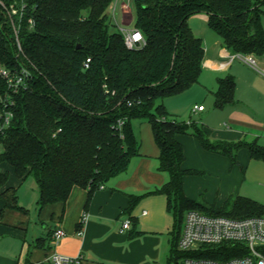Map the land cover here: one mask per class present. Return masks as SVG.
<instances>
[{"label": "trees", "instance_id": "1", "mask_svg": "<svg viewBox=\"0 0 264 264\" xmlns=\"http://www.w3.org/2000/svg\"><path fill=\"white\" fill-rule=\"evenodd\" d=\"M114 1L0 0V63L36 66L31 87L15 98L14 118L2 139L0 166H12L22 181L34 177L39 210L66 203L75 187L87 190L88 207L95 191L127 171L139 154L132 120L147 119L160 148L158 168L169 175L154 191L166 197L167 209L175 218L169 264H180L187 256L241 255L229 243L206 246L198 253L178 251L187 211L245 218L264 214V204L237 196L222 208L207 209L189 198L184 178L196 171L183 168L185 150L177 136L193 134L205 150L226 155L233 164L242 148L264 161V146L256 141L213 140L201 129L191 132L193 123L170 117L161 102L189 89L202 73L204 43L189 24L192 15L207 13L210 28L232 52L263 57L264 0H131L136 8L134 28L145 37V43L135 48L127 47L119 29L112 30L115 24L109 10ZM12 5L17 14L12 13ZM9 14L20 25L23 54ZM235 89L232 76L220 78L215 106L234 103ZM9 178V171L0 169L4 204L0 218L6 209L25 211L18 189L7 186ZM142 198L134 196L130 209Z\"/></svg>", "mask_w": 264, "mask_h": 264}, {"label": "crops", "instance_id": "2", "mask_svg": "<svg viewBox=\"0 0 264 264\" xmlns=\"http://www.w3.org/2000/svg\"><path fill=\"white\" fill-rule=\"evenodd\" d=\"M110 9L114 11L113 16L121 15V24L132 21L127 1L115 0ZM209 19L207 13H197L189 18V24L192 30L200 27L205 33L210 29ZM115 28L124 27L118 23ZM195 35L203 39L201 35ZM215 46L217 52L213 54L204 46L203 73L194 84L199 87L192 88H197L196 93L201 92L215 106L214 93L218 89L219 79L232 76L236 81L235 102L222 108L215 106L222 115L217 127L205 123L199 126L191 121L193 126L190 131L202 127L213 140L256 141L264 146V56L259 57L261 67L257 69L242 60L238 56L240 53L227 49L221 37ZM197 105V100L191 104L190 108L195 107L193 112L206 111V107L196 109ZM145 123V131L139 141V154L131 159L127 171L114 176L95 191L88 207L87 190L75 187L66 203L46 205L34 219L25 213H9L11 209H6L0 218V264H38L49 261L54 253L70 257L82 254L83 264H164L165 260L169 264L172 243L169 235L164 233L169 227L167 199L162 194L154 193L168 181L169 175L158 168L160 148L152 125ZM177 139L185 150L183 168L196 171L184 178V191L189 198L210 209L213 204L200 197L207 190L217 189L216 185H222L225 180V187L231 185L233 194L228 195L223 206L237 196L250 195L247 197L259 199L248 189H252L250 184L264 188V181L254 182L257 180L254 168L257 166V172L264 171L263 160L257 159L261 163H254L258 161L251 157L246 148H242L237 153V162L233 164L228 156L205 150L193 134H180ZM258 164H262V170ZM4 165L6 163L0 167ZM262 175L264 177L263 172ZM246 177L251 180L247 186ZM7 186L14 185L7 183ZM136 195L143 198L130 209L131 200ZM3 205L0 199V211ZM84 214L86 219L82 220ZM128 217L133 224L130 229L121 232L122 223ZM37 219H40L42 227ZM79 223H82L80 227ZM56 228H62L67 233L59 241L53 237ZM9 236L12 241L6 239ZM164 241L168 247H162Z\"/></svg>", "mask_w": 264, "mask_h": 264}, {"label": "built area", "instance_id": "3", "mask_svg": "<svg viewBox=\"0 0 264 264\" xmlns=\"http://www.w3.org/2000/svg\"><path fill=\"white\" fill-rule=\"evenodd\" d=\"M11 8L13 14L18 13V9L14 5ZM13 14L9 15L19 52L23 54L19 38L20 25ZM20 16L22 18L23 13ZM29 21L34 24L33 19ZM119 30L124 35L127 47L135 48L145 43V37L138 28L130 30L120 28ZM238 56L251 66L255 67L257 65L252 54H239ZM90 61L91 59L88 58L86 66ZM35 70L36 66L31 62H23L12 67L0 63V152L3 151L2 139L14 118L15 98L21 91L31 87ZM196 109L203 110L204 106H196ZM85 219L86 214L83 217V220ZM132 224V219L126 218L120 231H127ZM79 233L81 234L82 231L80 230ZM66 235V231L62 228H56L53 232L56 241L63 239ZM223 243H229L239 249L242 254L228 259L187 256L180 260V264H264V214L245 218H232L224 215H210L199 210L186 212L182 235L179 240V247L182 251L198 253L201 250L204 251L207 248L206 246ZM49 261L51 264H83V255L70 257L54 253Z\"/></svg>", "mask_w": 264, "mask_h": 264}, {"label": "rangeland", "instance_id": "4", "mask_svg": "<svg viewBox=\"0 0 264 264\" xmlns=\"http://www.w3.org/2000/svg\"><path fill=\"white\" fill-rule=\"evenodd\" d=\"M127 1V3H129V7H130V15L132 16V21L129 24H121V15L118 13L117 15H114V11L113 9L109 10V14H110V18H111V22L113 24H120L123 25V27L125 29H132L135 26V15H136V8H135V4L130 0H125ZM264 10V7H263ZM262 24L264 27V14L262 17ZM196 29H194V33L195 34H199L203 37V42H204V46L206 47V50L210 52V54H213L215 52H217V48L215 46L216 41L219 39L220 40V36L218 35V33L216 31H214L212 28H210L207 31H204L205 33H203V29H200V27H195ZM116 29L114 26L112 28V30ZM244 55V54H242ZM257 59V65L255 68L260 69L261 67V60L259 57H255ZM203 73V72H202ZM205 73V71H204ZM208 77L210 76V73L206 74ZM195 85L191 86L189 89L178 93V94H174L171 96L166 97L161 103L164 104V106L166 107V110L169 112V114L171 115L170 117L176 119L179 122H186V123H190L192 122H197L199 126L202 125V123H205L206 125L209 126H213V127H217L220 124V120H221V113L219 112V110H217V108L210 102L209 99H206V96L202 95L201 92L200 93H196L197 88H192ZM195 87H199V86H195ZM201 87V86H200ZM192 88V89H191ZM191 89V90H190ZM201 91V90H200ZM180 95V96H178ZM178 96V97H177ZM199 102V105H203L204 108L206 107V111L201 113V112H193V107L190 108L191 104L195 101ZM148 123L149 121L147 119H133L132 120V126H133V130L134 133L138 139V141L141 140L143 132L145 131L144 129V124L143 123ZM145 123V124H146ZM198 129H202V127L198 128ZM204 131V130H203ZM258 162H254V163H261V161L259 160H255ZM253 163V164H254ZM263 163V162H262ZM245 164V163H243ZM256 165V164H255ZM259 168L262 170V164H258ZM1 170L5 169V170H9L10 172V178L8 181V184L14 185L17 189H18V196H19V203L20 205L25 209V211H20V210H8L9 213L12 214H21V213H25L26 215H29L30 219H34L35 216H38V204H37V200H38V194H39V189H38V184L36 182V180L34 179V177L29 176L26 180L22 181L20 180L17 175L15 174L14 170L12 169V167L10 165H4L2 167H0ZM257 166L254 168L255 172H256V179L254 180V182L256 181H264V177L262 175V172L264 173V171H258V169H256ZM249 178V177H248ZM251 180L249 181V179L245 180V185L247 186L248 183H250ZM225 180L223 181L222 185H216L217 189L214 190H207L203 193L202 196L204 197H200L201 200H205L208 203L213 204L211 206L216 207V208H222L224 205V200L228 197V195H230L233 191L232 186H228L225 187ZM252 189H248V192H250V194H254L255 196H257L259 199H256L257 201H259L261 203H263L264 201V188L261 187H256L255 185H251ZM249 187V185H248ZM233 194V193H232ZM250 196V195H247ZM215 203V204H214ZM221 204V205H220ZM264 204V203H263ZM169 216H168V224L169 227L168 229L165 230L164 233H167L171 239V243L173 241V230L175 227V218L174 215L172 214V212H169ZM161 216H158V218ZM161 219V221H163V218H159ZM34 222V221H33ZM36 222V220H35ZM37 223L39 225H41L42 227V223L40 222V219H37ZM164 237H166V235L163 234ZM12 237L9 236L6 239H9L10 241H12L11 239ZM166 241V238H165ZM163 242V248L165 246H167L166 242ZM168 247V246H167ZM178 251H182V249L179 247ZM164 264H168L167 260H165Z\"/></svg>", "mask_w": 264, "mask_h": 264}]
</instances>
